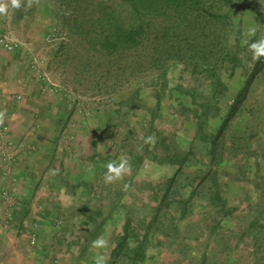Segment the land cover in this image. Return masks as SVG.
Segmentation results:
<instances>
[{"label": "rangeland", "instance_id": "1", "mask_svg": "<svg viewBox=\"0 0 264 264\" xmlns=\"http://www.w3.org/2000/svg\"><path fill=\"white\" fill-rule=\"evenodd\" d=\"M20 3L0 14V37L17 44L0 43L7 146L16 157L37 149L10 143L26 118L25 135L58 131L72 166L80 155L99 170L92 212L55 221V236L31 230L30 246L49 264H264V57L248 46L264 39V0H201L200 18L183 13L165 48L154 20L147 52L121 53L98 35L130 21L123 0ZM103 9L115 20L102 15L94 29ZM121 158L130 171L105 183ZM101 236L107 246L93 247Z\"/></svg>", "mask_w": 264, "mask_h": 264}, {"label": "crops", "instance_id": "2", "mask_svg": "<svg viewBox=\"0 0 264 264\" xmlns=\"http://www.w3.org/2000/svg\"><path fill=\"white\" fill-rule=\"evenodd\" d=\"M5 88V84L0 85V98L5 99V94L10 93L11 89ZM5 106H8L5 102L0 103L1 110L11 111ZM11 125L12 145L22 142L27 147L35 145L37 149L25 150L17 155L15 165L10 166L11 172L8 164L0 159V264H49L40 247L35 249L30 246V231L38 229L40 237L55 236V221H72L81 208L92 212L94 202L91 194L95 184L91 176L99 171L98 166H93L91 159L87 161L85 156L80 155L76 159L80 166H72L76 155L60 153L58 131L51 135L48 132L39 136L32 133L25 135L30 126L26 118L15 119ZM105 154L107 158L108 153ZM100 159L97 164L103 170L101 166L105 160L102 155ZM87 166L92 173L87 171ZM13 185L16 186V197L12 211L6 217L9 206L4 202V194L12 191ZM7 220L8 224L5 223Z\"/></svg>", "mask_w": 264, "mask_h": 264}, {"label": "trees", "instance_id": "3", "mask_svg": "<svg viewBox=\"0 0 264 264\" xmlns=\"http://www.w3.org/2000/svg\"><path fill=\"white\" fill-rule=\"evenodd\" d=\"M129 6L132 18L126 24L123 23L125 19H121L109 26V29H103L98 37L103 38V48L108 52H129L132 50H139L149 45L150 31L153 21L158 22L163 30L161 43L164 44L163 48L168 44L167 34L170 26H175L179 23L185 13L187 16L194 17L198 14L200 18V7H202L201 0H123ZM214 6V5H212ZM99 14L100 17L94 22L93 28L95 29L96 23H100L103 16H107L115 20V16L109 12L101 10L100 12H93L90 18H95ZM110 14V15H109ZM219 16H215V20H219ZM121 21V22H120ZM183 21V20H182ZM111 27V28H110ZM154 27V26H153ZM148 29V30H147ZM150 29V31H149ZM84 29L79 27L76 33H83ZM148 43V44H147Z\"/></svg>", "mask_w": 264, "mask_h": 264}, {"label": "clouds", "instance_id": "4", "mask_svg": "<svg viewBox=\"0 0 264 264\" xmlns=\"http://www.w3.org/2000/svg\"><path fill=\"white\" fill-rule=\"evenodd\" d=\"M9 6L12 8H20V0H11V5L6 2V0H0V14H5L9 10ZM249 34H255L256 28L249 27ZM249 49L252 52L254 58L264 57V39L254 40L249 43ZM151 139V137H149ZM107 171L104 173L105 183H111L113 181L119 180L124 174L130 171V164L127 158H121L119 162L111 161L107 164ZM108 241L103 237H98L92 242L95 248H105ZM95 264H105V257L103 255H98L95 257Z\"/></svg>", "mask_w": 264, "mask_h": 264}, {"label": "built area", "instance_id": "5", "mask_svg": "<svg viewBox=\"0 0 264 264\" xmlns=\"http://www.w3.org/2000/svg\"><path fill=\"white\" fill-rule=\"evenodd\" d=\"M0 43L9 51L14 50L17 47V44L15 41L10 39L7 36L0 37ZM6 132L7 128H1L0 129V149H1V156L6 164H8V168H10L11 164L13 165L15 159H16V153H11L7 146L6 142ZM10 168V172H11ZM8 171V169H7ZM14 186V185H13ZM16 192V186H14V189L12 191H9L8 193L4 194V202L7 206H9L7 210L6 217L11 213V207L15 199L14 193ZM8 224V220L5 222ZM29 241L32 246L37 245L38 243V235L35 232L30 233Z\"/></svg>", "mask_w": 264, "mask_h": 264}]
</instances>
